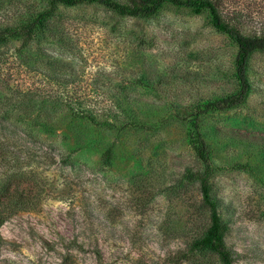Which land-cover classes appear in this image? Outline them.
<instances>
[{
    "label": "rangeland",
    "instance_id": "1",
    "mask_svg": "<svg viewBox=\"0 0 264 264\" xmlns=\"http://www.w3.org/2000/svg\"><path fill=\"white\" fill-rule=\"evenodd\" d=\"M228 5L226 23L264 35V0ZM22 27L33 28L26 46L0 45V196L23 202L0 209V264H220L190 250L209 211L183 175L203 170L196 113L239 90L235 44L207 12L171 4L130 18L0 0V32ZM246 79L240 106L196 123L233 264H264V52Z\"/></svg>",
    "mask_w": 264,
    "mask_h": 264
},
{
    "label": "trees",
    "instance_id": "2",
    "mask_svg": "<svg viewBox=\"0 0 264 264\" xmlns=\"http://www.w3.org/2000/svg\"><path fill=\"white\" fill-rule=\"evenodd\" d=\"M53 4H61L64 6H77L84 3L101 5L108 10L123 17L130 18H149L154 16L164 4H171L176 7H183L190 9L194 14H201L207 12L210 16V24L214 30L222 33L235 44L237 47V54L235 57V74L239 83V90L225 98L210 101L205 103L203 108L198 111L194 117L193 128L194 135L191 139V146L196 157L202 162L203 170L193 172L186 169L183 178L186 181L197 182L199 185V192L201 203L209 211V225L207 229L197 239H195L191 246V251H208L217 255L220 264H233L231 252L226 248L224 237L227 232V227L222 223L221 218L216 210V203L212 198V186L210 184L211 169L208 161V147L202 139L200 133L197 131L196 119L208 112H222L234 107L240 106L250 89L249 83L246 79L247 61L253 53L264 52V35L260 37H248L240 34L236 29L226 23L222 16V10L228 5V0H47ZM232 17L236 20L239 18L235 15ZM32 27H22L17 30H4L0 32V45H2L8 38L18 37L23 40L22 46H26L32 38ZM81 118H87L92 123L97 124L93 115L89 113H80ZM109 160V152H106V161ZM20 197V196H18ZM16 196H0V209L5 211L11 210V206L22 205L23 202L17 201ZM5 218L0 213V227L3 225ZM2 239L0 236V248Z\"/></svg>",
    "mask_w": 264,
    "mask_h": 264
}]
</instances>
